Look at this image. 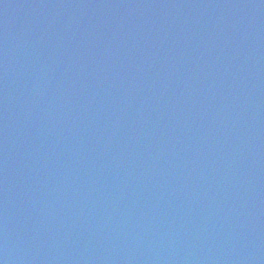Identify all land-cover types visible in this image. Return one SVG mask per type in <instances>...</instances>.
I'll return each mask as SVG.
<instances>
[{
  "label": "water",
  "instance_id": "obj_1",
  "mask_svg": "<svg viewBox=\"0 0 264 264\" xmlns=\"http://www.w3.org/2000/svg\"><path fill=\"white\" fill-rule=\"evenodd\" d=\"M262 18L263 0H0V46L28 49L9 67L19 78L0 77V206L9 194L35 220L17 227L24 238L0 225V252L15 256L0 264H170L164 251L194 236L197 264L214 239L224 251L205 252L208 264L246 261L245 246L264 243V68L248 64V76L242 63L264 59L263 35L248 37ZM193 52L201 69L185 58ZM230 125L234 145L223 149ZM89 176L104 186H91L94 201L79 191ZM163 186L176 201L209 190L208 212L172 208Z\"/></svg>",
  "mask_w": 264,
  "mask_h": 264
}]
</instances>
